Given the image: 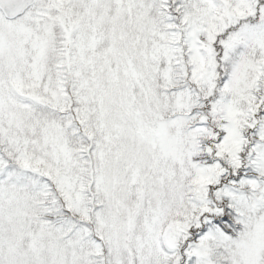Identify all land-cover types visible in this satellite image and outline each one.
<instances>
[{
	"label": "rangeland",
	"instance_id": "obj_1",
	"mask_svg": "<svg viewBox=\"0 0 264 264\" xmlns=\"http://www.w3.org/2000/svg\"><path fill=\"white\" fill-rule=\"evenodd\" d=\"M263 101L264 0L0 10V264H264Z\"/></svg>",
	"mask_w": 264,
	"mask_h": 264
},
{
	"label": "trees",
	"instance_id": "obj_2",
	"mask_svg": "<svg viewBox=\"0 0 264 264\" xmlns=\"http://www.w3.org/2000/svg\"><path fill=\"white\" fill-rule=\"evenodd\" d=\"M220 70H221V72L225 71L222 68ZM224 73H225V75H224V77H225L227 75V73L226 72H224ZM224 77L222 78V80L224 79ZM263 104H264V101L260 105V108L263 106ZM250 146H251V143L248 144V148L245 150V153L244 152L242 153L243 156L246 155V152H247V150L250 149ZM202 155H204L205 156L204 158L207 159L206 160V164L207 165L212 164L213 160H215V161L218 160L219 162H221L222 167L227 168V169H232L231 167H229L227 165V161L226 160H223V159H221L218 156H216V158H213L214 156L212 157V155H210V154H208L209 156L206 155V153H204ZM243 164H245V162H243L242 165L238 166L235 169V171H232L228 175L221 174L220 183L218 185H215L213 188H217L218 189V188H220L221 185L229 182V180H232V179L236 180L237 179V175L236 174H239L243 169H245V167H243ZM92 170H93V173L95 175L94 167H93ZM94 175L92 176L93 180L96 179V177ZM47 178H48V180H50V177L47 176ZM55 193H57L58 197H61V199H63V197L61 196V194H63V192H62L60 186H57L55 188ZM66 206H67L66 207L67 211H69V212L73 211V204L70 203L69 199H68V202L66 203ZM223 208H224V210L222 211L221 215L220 214H212V213H209V212L204 213L203 214L204 216H202V217H209V218L211 217V218L210 219H205V218L202 219V221L204 222L203 226H202V229H205L207 226L208 227L217 226V227L223 229V231H225L227 233H229V232L232 233L231 229H233L234 226H236V222L234 220L235 219V212L234 211H231V212L228 211L229 208L227 206H224Z\"/></svg>",
	"mask_w": 264,
	"mask_h": 264
},
{
	"label": "water",
	"instance_id": "obj_3",
	"mask_svg": "<svg viewBox=\"0 0 264 264\" xmlns=\"http://www.w3.org/2000/svg\"><path fill=\"white\" fill-rule=\"evenodd\" d=\"M35 2L36 0H0V10L5 19L15 20L25 14Z\"/></svg>",
	"mask_w": 264,
	"mask_h": 264
}]
</instances>
